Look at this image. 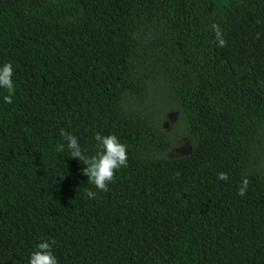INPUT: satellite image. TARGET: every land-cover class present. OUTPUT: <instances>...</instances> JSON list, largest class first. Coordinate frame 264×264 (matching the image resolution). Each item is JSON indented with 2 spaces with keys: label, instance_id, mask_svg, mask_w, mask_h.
Wrapping results in <instances>:
<instances>
[{
  "label": "trees",
  "instance_id": "trees-1",
  "mask_svg": "<svg viewBox=\"0 0 264 264\" xmlns=\"http://www.w3.org/2000/svg\"><path fill=\"white\" fill-rule=\"evenodd\" d=\"M5 62L0 264L41 238L59 264H264V0H0ZM61 130L127 145L107 192Z\"/></svg>",
  "mask_w": 264,
  "mask_h": 264
},
{
  "label": "clouds",
  "instance_id": "clouds-1",
  "mask_svg": "<svg viewBox=\"0 0 264 264\" xmlns=\"http://www.w3.org/2000/svg\"><path fill=\"white\" fill-rule=\"evenodd\" d=\"M212 31L215 32V44L223 48L226 41L223 39L218 25L213 24ZM14 68L12 63L5 62L0 64V92L5 94L0 97L4 104H11L16 94V83L13 79ZM63 143L58 144L57 148L63 151L65 146L71 158H77L85 167L81 169V174L87 177V184L95 188L86 191L89 199H95L97 192H107L109 185L114 182L117 172L128 167V147L122 143L115 134L102 135L97 133L94 137L97 151L95 155L89 156L82 149L79 138L72 133L60 132ZM218 181L227 182L229 176L227 173L217 174ZM248 178L243 177L237 188V195L243 197L248 188ZM55 240L41 238L35 244L34 250L29 254L27 264H59L57 256L53 251Z\"/></svg>",
  "mask_w": 264,
  "mask_h": 264
},
{
  "label": "rangeland",
  "instance_id": "rangeland-1",
  "mask_svg": "<svg viewBox=\"0 0 264 264\" xmlns=\"http://www.w3.org/2000/svg\"><path fill=\"white\" fill-rule=\"evenodd\" d=\"M179 123V116L177 113H175V111L173 110H169L167 111L166 114V119L163 121V125H166L167 128L165 129V131L167 133H172V131H174L175 126H177V124ZM189 148L184 144L183 147H181L180 149H178L176 152H178L175 157H177L178 155H184L188 152Z\"/></svg>",
  "mask_w": 264,
  "mask_h": 264
},
{
  "label": "water",
  "instance_id": "water-1",
  "mask_svg": "<svg viewBox=\"0 0 264 264\" xmlns=\"http://www.w3.org/2000/svg\"><path fill=\"white\" fill-rule=\"evenodd\" d=\"M164 128L166 129V128H167V126H166V125H164Z\"/></svg>",
  "mask_w": 264,
  "mask_h": 264
}]
</instances>
